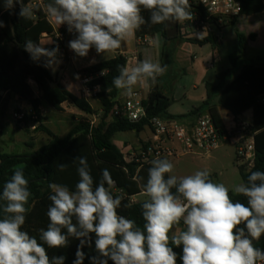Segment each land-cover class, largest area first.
Instances as JSON below:
<instances>
[{
    "label": "clouds",
    "instance_id": "obj_1",
    "mask_svg": "<svg viewBox=\"0 0 264 264\" xmlns=\"http://www.w3.org/2000/svg\"><path fill=\"white\" fill-rule=\"evenodd\" d=\"M21 5L19 15L32 19L36 6L22 0H5L11 9ZM142 10L150 13L148 20ZM47 15L57 25H66L75 38L68 47L79 57H87L91 49L97 54L112 53L121 43L134 37L146 23L153 25L170 21H191L190 0H51ZM5 26L0 20V28ZM159 36L151 41L159 47ZM24 50L33 61L45 58L46 67H54L58 46L49 50L27 40ZM92 63L95 62L93 59ZM119 75L113 86L131 97L134 87L152 86L166 73L168 66L159 61L144 59L135 67L118 66ZM101 75H105V70ZM99 89V86H97ZM111 89H107L110 91ZM79 180L75 190L62 184H49L51 204L47 210L49 223L40 229L38 243L35 236L22 230L26 222L31 197L23 169H16L5 182L0 194V264H64V256L49 258L46 248L67 247L69 238L80 241L73 264H83L82 248L91 247L95 234L98 255L90 257V264H177L172 245L182 247V264H257L264 262V250L254 241L264 236V172L253 171L246 183L232 189L246 198L247 203L233 200L229 188L213 182L208 170H197L185 176L169 175L174 164L168 159L151 161L146 183L142 184L147 199L141 205L143 228L136 221L118 213L126 199L123 189L113 195L115 184L108 169L101 179H94L87 158L78 156ZM67 166L60 165L63 171ZM107 185V186H106ZM175 189V191H173ZM123 207H128L123 204ZM75 218V223L73 222ZM183 222L185 230L170 235L174 226ZM66 229V233L62 230Z\"/></svg>",
    "mask_w": 264,
    "mask_h": 264
},
{
    "label": "trees",
    "instance_id": "obj_2",
    "mask_svg": "<svg viewBox=\"0 0 264 264\" xmlns=\"http://www.w3.org/2000/svg\"><path fill=\"white\" fill-rule=\"evenodd\" d=\"M238 1L242 5L240 16H253L264 12L263 0ZM22 2L30 6L33 0H22ZM50 2L51 0H43V6H36L34 17L24 19L19 15L21 10L19 3L8 9L5 7V0H0V20L5 24L3 28H0V90L5 92V96L0 98V129L8 110L10 97L17 96L29 105L28 111L32 110L38 115L39 122L37 128L31 130L29 126L33 121H31L30 115H26L24 126L21 127L19 124L20 128L27 131L29 135L32 132H44L50 136L48 144L31 154H4L0 152V194H2L5 182L10 180L14 171L18 168L23 169L25 178L29 181V191L35 193V197L26 205L28 211L22 230L27 231L31 236H35L38 243H43L39 240L40 229H46L49 223L47 210L51 204L49 195L52 194L49 184H62L70 190H75V184L79 180L77 173L78 161L75 160L78 156L87 158L94 179V186L100 181L102 170H109L116 184V191L111 189L113 195L119 194L121 189L126 193V199L122 202L121 208L117 210L118 213L128 219L135 220L137 226L143 228L145 221L141 215V205L147 197L143 194L141 185L146 183L148 170L151 166L138 170L135 163H127L122 148L118 147L113 139L119 132L134 131L136 134L141 133L147 129L149 120L153 117L184 119L201 112H209L215 124L221 127L224 123L218 110L219 107L229 111L235 117L251 110L252 129L256 132L255 165L249 171H246L241 165L239 171L244 183L247 182L251 172H264V105L259 102L260 97L264 95V56H260L246 64L227 84L224 83V80L228 74L232 73V69L219 73L217 76L220 80L218 85L206 83L207 98L202 105L189 114L180 116L169 113L168 110L173 101L167 96L164 86L161 84L164 75L159 76L156 84L150 86L148 97L144 100L146 118L141 122L132 123L125 118H109L115 101L123 96L122 90L116 89L112 84V80L119 75L118 66L127 67L128 62L126 56L118 53L109 60L90 65L79 72L82 74H98L105 70V75L98 77L93 82V84L100 85L96 100L101 105L103 114L96 125L91 127L89 117L97 114L98 111L81 95H74L64 85L56 82L47 67L44 66L45 58L40 61H33L29 53L24 50L27 40L40 44L46 35L54 38V28L47 20L45 12L46 5ZM190 4L195 19L203 20L206 18L207 14L201 6L195 3V0H190ZM142 15L148 20L150 13L142 10ZM186 25H189V21L179 22V35L168 38L166 24L153 25L146 23L136 31L135 37L139 40L145 36L152 37L160 34L165 44L168 42L190 43L200 46L218 44L219 38L216 33L206 36H198L195 32L183 33L182 28ZM223 27H218L216 32H219ZM236 36L239 40V49L236 55L231 56L232 62L244 57L248 41L256 38L255 34L246 37L239 31L236 32ZM55 47L57 45L53 43L47 49L51 50ZM58 48V57L62 53H68L69 49L66 46L61 51V47L58 46ZM63 60L65 63L69 62L68 58ZM32 83L36 86V90L33 88ZM108 88L111 90L107 91ZM214 97H218L216 106L211 105ZM43 103L48 104L57 111H63L62 105L68 103L85 114L86 117L81 119L65 137H59L42 124L45 119L40 110ZM61 164L67 166L63 171L60 170ZM165 175L166 178L169 176V174ZM211 179L215 182V176L211 175ZM230 195L234 201L240 200L242 203H247L246 198L242 195H237L232 191H230ZM140 196L142 198L137 199ZM133 198H136L137 201L132 202ZM123 204H127L128 207H123ZM73 222L75 223V218H73ZM176 226L185 225L181 221ZM62 231L66 233V229ZM172 234L173 230L170 232V235ZM90 236L91 247L85 245L82 248L85 253L83 264H90L89 258L98 255L95 249V234L92 233ZM253 243L255 247L264 250V236ZM79 244V240L70 237L67 247L48 248L47 245L44 246L50 259L54 256H64V264H73ZM170 246L178 254L177 264H182L180 256L182 255L183 246L176 247L171 242ZM108 264H114V262L108 260Z\"/></svg>",
    "mask_w": 264,
    "mask_h": 264
},
{
    "label": "rangeland",
    "instance_id": "obj_3",
    "mask_svg": "<svg viewBox=\"0 0 264 264\" xmlns=\"http://www.w3.org/2000/svg\"><path fill=\"white\" fill-rule=\"evenodd\" d=\"M260 21L261 20H259V24L255 26L261 35L260 42L262 43L264 41V23H261ZM230 22L224 23L223 26L230 24ZM192 31L193 29L191 27L189 28L187 25L182 28L183 33H189ZM236 32L237 28L233 25H228L220 33L216 32L220 41L218 44L200 46L190 43L177 45L178 43L171 42L173 45L170 44L168 47H164L162 43H160L159 47H155L157 49L158 61L162 63V66L166 64L169 68L164 74V79H162L161 83L164 86L165 93L173 101L168 110L169 113L175 116H180L194 110L195 108H199L202 105L203 100L207 98V82L217 81L218 74L223 71L232 69V71L235 72L236 70L241 69L243 65L250 63V60L264 56V49L257 50L253 48L247 50L244 57L232 62L230 59L231 56L236 55L239 49V40L236 36ZM157 36H159L162 42L161 35L157 34L155 35V38ZM42 47L45 48L46 46ZM122 49L127 51L128 57L137 53L135 35L126 42H122ZM89 53L90 58H95V61H103L113 55V52L105 53L104 55L97 54L94 48L91 49ZM71 57L72 63H64V60L57 56L58 62L54 67H47L54 79L58 78L60 80V78L63 77H74L75 71L78 70V68L87 65L90 61L89 58L79 57L74 52L71 53ZM176 60L179 64H177V66H175ZM77 74H79V72H77ZM32 86L36 89V86L33 83ZM142 88L144 97H147L149 87L144 86ZM73 91L75 90L73 89ZM78 93L81 95L80 89L78 90ZM91 103L97 107L96 102L91 100ZM26 104L23 105L25 106ZM69 107L71 108L72 106L69 105L63 112L57 111L48 104L43 103L46 125L56 136L65 137L76 124L75 117L73 118L75 115L71 116L68 114L70 111V109H68ZM13 108L14 105L11 103L3 119L4 139L6 141V147H4V150L7 152V146L10 147L15 144L17 150L15 152L22 154L25 151L31 150V147H28L27 144L33 143L38 149L47 144L50 140V136L44 132H37L35 140L29 138L27 131L20 128L18 122L14 120ZM19 110L24 111L27 109L20 108ZM221 112L224 114L223 110H221ZM84 117H86L85 114ZM34 133L35 132H32V134ZM149 135L150 132L148 129H145L139 134H136L133 131L119 132L114 136V140L117 143L123 142L124 144L125 142L131 144L133 142L137 143L139 138H148ZM17 138L25 140V144L23 142L16 143ZM123 144L118 146L121 148L124 146ZM210 156L197 157L193 155H184L178 158H168V160L174 164L173 172L168 174L179 177L194 174L197 170L206 169L210 174L215 175V182L223 183L229 188V191H232L234 186L244 183L239 171L241 162L237 158L234 145L227 144L216 150ZM140 198H142V196L137 199ZM175 232H177V230H175Z\"/></svg>",
    "mask_w": 264,
    "mask_h": 264
},
{
    "label": "built area",
    "instance_id": "obj_4",
    "mask_svg": "<svg viewBox=\"0 0 264 264\" xmlns=\"http://www.w3.org/2000/svg\"><path fill=\"white\" fill-rule=\"evenodd\" d=\"M264 1V0H263ZM199 6L207 14L205 19H193L189 21V28L198 36H206L211 33H216L218 27L224 23L239 17L242 13V5L238 0H195ZM43 6V0H33L30 6ZM46 12V8H45ZM47 14V13H46ZM47 20L54 28V43L64 50L68 47V42L75 38L74 33H69L67 28L62 25H57L47 15ZM141 46H151L152 38L145 36L140 38ZM61 53V52H60ZM62 59L69 58L68 54L62 53ZM90 60V53L87 57ZM102 76L98 74H82L79 73V83L81 96L87 101L96 100L97 94L100 91L99 84L93 82ZM99 86V89H97ZM134 95L131 97L121 96L118 98L111 110L109 118H125L129 122L137 123L146 118V108L144 106V98L141 91L134 90ZM259 102L264 105V95L259 99ZM103 114L102 109L89 117L90 126L96 125L97 121ZM26 115H30V129L35 130L39 124L38 115L32 110L14 111L13 118L21 127L24 126ZM191 117L181 118H162L153 117L149 120L147 129L150 132L148 138L142 140L138 148H131L126 152L124 147H121L127 163H135L137 169L152 166L151 161L155 158H178L184 155H193L197 157H207L221 147L232 144L235 146L236 154L241 165L246 171L251 170L255 165L256 159V132L252 129V114L245 116L241 114L237 117L232 115L229 125L218 127L209 112H201ZM116 184L112 187L113 191ZM137 201L136 198L132 202ZM264 264V262H257Z\"/></svg>",
    "mask_w": 264,
    "mask_h": 264
},
{
    "label": "crops",
    "instance_id": "obj_5",
    "mask_svg": "<svg viewBox=\"0 0 264 264\" xmlns=\"http://www.w3.org/2000/svg\"><path fill=\"white\" fill-rule=\"evenodd\" d=\"M259 20H261L260 22L261 23H264V12L263 13H261V14H259V15H253V16H239V17H237V18H235V19H233V20H231V22H230V24H228V25H233V26H235L236 28H237V31H239L240 33H242V34H244L246 37H248L250 34H255L256 35V38H255V40H249L248 41V43H247V47H246V52H247V50H249V49H257V50H259V49H264V41L261 43L260 41H261V35H260V33L257 31V29H256V26L255 25H258L259 24ZM228 25H226V26H224L220 31H219V33L220 32H222V30L225 28V27H227ZM63 27H65V28H67V26L66 25H62ZM189 31V30H188ZM218 36V35H217ZM136 38V37H135ZM152 38V40H153V38H155V36H152L151 37ZM161 38H162V44L164 45V47H168V46H170V44H172L171 42H168L167 44H165V42H164V39H163V37L161 36ZM126 42V41H125ZM220 42V41H219ZM53 43H54V38L53 37H48L47 35L46 36H44L43 37V39L41 40V43H40V45L41 46H46L45 48L47 49V48H49V47H51L52 45H53ZM180 43H178L177 45H179ZM182 44H184V43H182ZM185 44H189V43H185ZM139 45V41L136 39V47H137V53L136 54H134V55H132V56H130V57H128L127 56V51L126 50H123L122 49V43H121V47H120V52L119 53H121L122 55H124V56H126L127 57V60H128V62H127V67L128 68H132V67H135L139 62H141V61H143L144 59H152L154 62L155 61H158V57H157V52H156V48H155V46H153V45H151V46H145V47H139L138 46ZM173 45V44H172ZM73 51H68V56H69V62H71L72 63V57H71V53H72ZM246 52H245V54H246ZM116 54H118V53H115V52H113V55L110 57V58H107V59H105V60H109V59H111V58H113V57H115V55ZM258 58V57H257ZM256 58V59H257ZM94 60H95V58H93ZM256 59H254V60H256ZM105 60H103V61H105ZM92 60H90L89 62H88V64L87 65H85V66H82V67H80V68H78V70H76L75 71V76L73 77V76H68V77H63V78H60V80L57 78V79H54L56 82H59V83H61L62 85H64L71 93H73L74 95H76V96H79V93H78V90L80 89V83H79V74H77V72H80L82 69H84V68H86V67H88V66H90V65H93V64H96V63H99V62H102V61H95L94 63H92L91 62ZM252 60H250L249 62H251ZM64 62V61H63ZM65 63V62H64ZM161 65H162V63H160ZM177 64H178V61L176 60V63H175V66H177ZM179 65V64H178ZM246 65V64H245ZM245 65H243L242 66V68L245 66ZM241 68V69H242ZM241 69H239V70H236L235 72H233L232 71V73L230 74V75H228L227 77H226V79L224 80V83L225 84H227L229 81H231L239 72H240V70ZM168 70H169V68H168ZM219 82H220V80L219 79H217V81H215V82H211V81H209V83H211V84H213V85H218L219 84ZM149 87V91H150V86H148ZM73 89L75 90V91H77V92H75V91H73ZM142 87L141 86H139V85H137V86H135L134 87V90H138V91H141L142 92ZM36 90V89H35ZM149 91H148V94H149ZM142 94H143V92H142ZM5 96V92H3V91H1L0 90V98H3ZM144 96V95H143ZM147 97H148V95H147ZM147 97H144V98H147ZM206 100V99H205ZM205 100H203V102L205 101ZM92 101H94V102H96L97 103V107H95V105H93L92 103H91V101H90V103H91V105H92V107L96 110V111H99V110H101L102 108H101V105L98 103V101L97 100H92ZM11 103H13V105H14V111H17V110H19L20 108H22V109H29V105L28 104H26V102H24V101H22V100H20L17 96H11L10 97V100H9V104H8V107H9V105L11 104ZM23 104H26L25 106L23 105ZM218 104V97H214V99L212 100V102H211V105H217ZM69 106V104L68 103H65V104H63L62 105V108H63V112H64V110H65V108L66 107H68ZM68 109H70V111H69V113L68 112H65V113H68L69 115H75V116H73V118L75 117V122H76V124H75V126L78 124V122L80 121V119H82V118H84V114L82 113V112H80V111H78V110H76V109H74V107L72 108H68ZM195 109H197V108H195ZM40 110H41V114H42V116L45 118V114H44V111H43V105L41 106V108H40ZM218 110H219V112H220V114H221V116H222V118H223V123H224V125H226V126H228L229 125V122H230V120H231V117H232V114L229 112V111H227V110H225V109H223V108H218ZM221 110H223L224 111V114L221 112ZM193 111V110H192ZM191 111H189L188 113H184V114H182V115H185V114H189ZM171 114V113H170ZM243 114H245V116H250L251 114H252V111L251 110H248V111H246V112H244ZM173 115V114H172ZM175 116V115H174ZM3 123H4V120L2 121V126H1V129H0V152L1 153H4V154H16L17 152H15V151H17L16 150V145L15 144H13L12 146H7V148H8V150H7V152L4 150V147H6V141H5V139H4V130H3ZM42 124L43 125H45L46 127H47V125H46V118L43 120V122H42ZM74 126V127H75ZM73 127V128H74ZM48 128V127H47ZM72 128V129H73ZM134 132V131H133ZM69 133V132H68ZM135 133V132H134ZM37 135V132H35L34 134H28V136H29V138L30 139H32V140H35L36 139V136ZM142 140H144V139H141V138H139L138 139V141H137V143H135V142H133V143H125L124 142V144H123V142L122 143H117L114 139H113V142L118 146V145H120V144H123L124 146V149H125V151L126 152H129L130 151V149L132 148H138L139 146H140V144H141V142H142ZM25 140H22L21 138H17V141H16V143H21V142H23L24 144H25V142H24ZM50 141V140H49ZM49 141L47 142V144L49 143ZM27 144V143H26ZM28 145V147H31V150H28V151H25V152H23L22 154H31V153H33V152H35V151H37V150H39L38 148H36L35 146H34V144L32 143V144H27ZM31 145V146H30ZM46 145V144H45ZM43 147V146H42ZM119 147V146H118ZM18 149V148H17ZM19 153V152H18ZM17 153V154H18ZM214 153V152H213ZM212 153V154H213ZM210 157H212V156H210ZM212 175V174H211ZM213 176H215V175H213ZM175 230H177V231H180V230H185V226H176V227H174V229H173V234H175L176 232H175Z\"/></svg>",
    "mask_w": 264,
    "mask_h": 264
},
{
    "label": "water",
    "instance_id": "obj_6",
    "mask_svg": "<svg viewBox=\"0 0 264 264\" xmlns=\"http://www.w3.org/2000/svg\"><path fill=\"white\" fill-rule=\"evenodd\" d=\"M166 31H167V37L168 38H174L177 37L179 35V22L177 21H170V22H166ZM120 52V48L115 51V53H119ZM35 197V193L31 194V197L29 199L28 204L32 201V199ZM0 203H6L1 201ZM0 219H3V214L0 213Z\"/></svg>",
    "mask_w": 264,
    "mask_h": 264
}]
</instances>
